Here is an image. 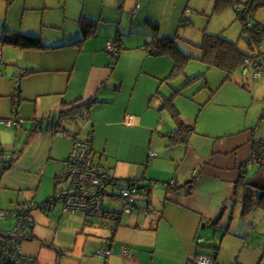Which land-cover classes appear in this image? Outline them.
Wrapping results in <instances>:
<instances>
[{
	"label": "crops",
	"instance_id": "crops-1",
	"mask_svg": "<svg viewBox=\"0 0 264 264\" xmlns=\"http://www.w3.org/2000/svg\"><path fill=\"white\" fill-rule=\"evenodd\" d=\"M189 1L137 0L135 7L131 9L133 12H131L128 11V6H130L129 0H117V3H109V5H106V0H94V15L88 14V12L86 13L87 9H85L83 15L76 22L79 24V20L82 17L97 20V35L89 37L85 41L77 42L82 38V30L79 28L80 31L77 32L76 30L71 35L66 32L63 40L61 39L60 42H53L50 35L55 34L54 31H48L49 35H46L43 29L41 35L34 36L28 33L25 34L39 37L42 45L45 46L44 48H21L11 45L16 49L19 56L16 67L12 69L13 79L18 89L16 99H13L12 102V118L15 119L19 115L20 108L23 105L21 101L28 98L22 95V84L28 93L31 91L30 97L35 100L37 107H39V103L43 99H46L43 100L45 104L50 100L49 106L43 110L46 114L41 117L32 118L35 121L37 118L44 119V117L49 116L47 120H50V130L54 133L49 158L57 160L56 172H61L62 170L64 172L65 162L72 152L76 139L89 140L93 148V159L95 162L105 166L111 176H118V178L124 177V179H138L139 182L146 184L155 181L152 182L153 186L149 188L148 198L152 201L151 193L155 187L160 185L158 183L159 180L152 178L148 182L145 172L143 177L138 178L140 175H137L139 172L133 166L135 161L132 160L128 161L127 166H123L120 174L114 171H112V174L111 168L113 167H110L111 163H104L103 155L98 159L99 143L97 142V132L101 126L114 125L120 126L123 130L127 131L140 128L157 131L161 127L160 118L164 111L163 106L166 97L173 93L174 88L183 86L189 78L201 72L205 73L206 83H203L200 88L209 87L213 94L212 90L214 89L208 84L212 80V76H207V73L217 74V72H212L214 68L208 67L207 65L202 66V68L204 67L203 70H200L192 76H186L181 83L175 84L173 82L178 80V77L173 80H166L174 67L172 54L163 52L159 55H153L149 52L150 48L147 42L153 38L152 21L158 23L162 37L182 38L191 45L194 44L199 47L198 45L202 40L195 42L179 33V27L183 25L181 22L184 16L187 17L185 24L191 23V19L187 15V9L190 8ZM44 2H47V0H44ZM13 3H15V0L11 3L8 2L9 5ZM71 5L75 7L77 0H63L64 9L72 7ZM24 8L23 18H26L28 9L37 11L42 8L41 0L37 2L35 0H27ZM120 9L123 10L126 17H122L123 13ZM45 14V12H42L43 19L41 24L47 25V27L52 29L59 28L61 24L69 27L66 21L57 24L47 23L49 19ZM141 16H144V18L141 19ZM254 19L262 27L264 26V7L257 10ZM135 23L137 25L143 24L145 27L143 31L135 32L139 33L140 37L138 36L133 40L132 38H124L125 36L133 34L132 29ZM4 28V32L6 33L2 35H13L18 32L7 25ZM242 30L243 28L237 39L229 37L225 33V30L221 32H210L213 34H223L225 37L237 42L241 49L251 51L255 56L251 59L250 65L246 64L245 69L239 70L234 74V79L225 80V73L218 68L223 73H218V75L223 76L218 87H223L226 84L240 85L238 80H242L244 87L252 89V100L256 101L264 96V74L260 76L255 74L257 69L264 68V32L260 39L253 43V47L251 48L249 45L251 41H246L244 35H241L243 33ZM116 34H119L117 38ZM241 38L247 43L246 46L241 45ZM110 39H113L120 46V52L117 54L119 55V59L116 62H114L115 59L113 56L117 55H112L106 49V43ZM1 41L3 45H9L2 39ZM177 42L181 43L180 47L183 50L189 49V45L184 44V42L178 40ZM3 52L5 50H1L2 54ZM1 53L0 58L3 61V55ZM113 64L114 68H112ZM20 72L22 75L18 77ZM185 72L187 73V70ZM237 73H241L243 76ZM214 81L217 82V80ZM20 83H22L21 86ZM139 84L142 87L141 100L135 104L133 100L129 99L127 101V98L123 101L122 97L117 107H111L113 99H106L108 98L107 96H126L129 91V96L131 97ZM130 86L132 89H130ZM169 88H171L172 93H169ZM229 88L237 89L233 86ZM106 90H111L110 95L102 96L101 93ZM27 92H24V94L27 95ZM13 93L14 90L12 89L11 95ZM3 94L0 88V97L4 96ZM96 99L97 101L94 103ZM64 101L68 103L77 102L80 106L79 110L81 114L80 116L78 115L82 117L80 124L77 122L78 116L68 120H76V125H73L72 128L65 127L63 124L66 121L59 118L62 108L70 106L63 105ZM260 101H257L256 109L251 110V113L258 112V115L262 114L258 125L254 126L253 122L246 121L245 125L233 131L207 132L203 134V138H200L201 135L196 132L190 137V140L193 141L198 139L197 147L200 151L198 155L199 164L197 167H194L195 176H192V194L186 192V187L174 190L176 186L185 184L187 180L179 182L177 179H171L169 181H163L165 182L167 194V202L163 204L165 210H160L157 213V209L155 208L147 216L139 212L126 215L122 217L117 227H115V223L111 219L104 220L103 222L99 218H93L92 221H100L101 224L107 225L108 231L110 232L108 235L101 233V236H99L102 239L101 245L103 244V247L97 251L99 257L94 258V264H155L158 261L159 263L162 261L164 264H198L195 260L198 254H210L212 252H215V264H264V226L260 228L257 223L252 224V220L255 217L250 216L255 213L253 211L258 210L257 212H260V210L264 209L257 204L253 205V202L250 210L246 211L250 215L243 217L242 215L246 214L243 210L246 201L244 196L247 193L244 192L243 186H236V183L242 179V174L251 177V166L259 162L251 158L253 156L252 152L256 148L255 146L258 145L259 140H264V102L260 104ZM202 102L204 109L207 107L208 100ZM100 106L105 107L104 115H99V112H97ZM43 111L41 110L40 112ZM26 114L30 117L35 116L29 113ZM181 117L184 119V116ZM0 118L9 119V117ZM17 118L19 120L18 123H15L13 126H5L14 129L19 134L18 129L22 118L19 116ZM47 120H43V126ZM168 126L167 130L163 131V133L161 131L165 137H168V134L176 131L178 128L173 117ZM3 132L4 128L0 126V138L3 137ZM31 132L35 133L38 131L31 129ZM171 145L174 146L175 143L172 142ZM0 147L4 150L1 139ZM24 150L25 147H22L20 152L23 153ZM4 152L7 153L5 150ZM152 153L154 152L152 151ZM150 154L151 152L147 156V159H149L148 164L158 156V153H154L156 156L153 157ZM260 167L263 168L260 172H264V165ZM16 168L19 167L16 165ZM21 170L26 173L32 172L30 169ZM35 174H38V171H35ZM57 176L58 173H56ZM172 180H174V183L170 186L169 183ZM28 189L32 188L28 187ZM253 190L254 198H257L258 191L255 188ZM230 200L233 201L229 206ZM228 208L231 213H233L234 209H239L242 214V224L233 230H231L229 225H225L226 222L223 221V215ZM45 210L48 217L53 214L51 212L52 209L46 208ZM35 215L32 213L34 225L30 228L31 233L26 238L27 240H32L35 234ZM62 215H65V213ZM83 215L87 221V216L85 214ZM209 221H211L210 224H212L214 230L202 232L201 230L207 227ZM222 230L224 233L220 237ZM63 232L67 233L66 231L58 230L53 237L54 243L51 242V246H56L58 256H61L64 251L71 252L77 249L80 250V246L77 245L75 240L73 243H66L65 239L62 238ZM40 234L39 236L41 237L42 232ZM72 235L74 234L72 233ZM201 236L204 237V242L199 244L198 237ZM103 248L108 249L110 253L106 256L100 254ZM124 248H127V250L125 251ZM58 250H61V254L58 253ZM37 260L46 263L45 261ZM55 261H58L57 257ZM68 261L69 258L67 257L61 260V263L68 264Z\"/></svg>",
	"mask_w": 264,
	"mask_h": 264
},
{
	"label": "rangeland",
	"instance_id": "rangeland-1",
	"mask_svg": "<svg viewBox=\"0 0 264 264\" xmlns=\"http://www.w3.org/2000/svg\"><path fill=\"white\" fill-rule=\"evenodd\" d=\"M26 1L27 0H15V3L9 5L7 0H0V34L6 33L4 32L5 25L11 27L14 31L28 33L34 36L41 35L44 29L46 35H49L48 31H54L55 34L50 35V37L53 39V42H60L61 39L63 40L66 32L71 35L76 30L77 32L80 31V26L77 24L76 20L83 15L85 9H87L86 13L88 12V14L94 15V0H77V5L75 7L71 5L73 8L68 7V9H64L63 0H47V2L41 0L42 8L37 11L28 9L26 18H23ZM35 1L37 2L39 0ZM243 1L244 0L241 2L234 1L227 6L214 8L215 0H190V8L187 9V15L190 17L191 23L183 24L179 27V33L192 41L198 42L202 40L204 31L221 32L225 30V33L229 37L237 39L243 28V23L241 19L238 18V10L242 8ZM109 3H117V0H106V5H109ZM129 3L130 6H128V11H131V9L135 7L137 0H129ZM42 12H45L46 17L49 19L47 23L57 24L66 21L69 27H65L61 24L59 28L52 29L47 27V25L41 24L43 19ZM121 12L123 13L122 17H126L123 10ZM143 18L144 16H141V19ZM34 23H36V25H34ZM144 28L143 24L137 25V23H135L132 29L133 34L125 36L124 38H132L133 40L138 36L140 37V34L135 32L143 31ZM58 30L59 32H57ZM177 40L189 45V49L192 51H200L199 47L194 44L191 45L182 38H178ZM240 43L242 46L247 45L243 38L240 39ZM1 50H5V52L2 54ZM0 53L3 55V61L2 58H0V88L4 93V96L0 97V117L11 118L12 102L13 99H16V93L18 92L17 85L13 79L12 69L16 67L19 56L14 47L11 45H3L1 39ZM118 56L119 55L113 56L115 59L114 62L117 61ZM205 65L206 64L201 60H190L185 67L187 70L186 75L181 76L173 83H181L186 76H192L200 70H203L204 67L202 68V66ZM211 68H214L212 72H217V74L207 73V76H212V80L208 84H210L214 90L216 89V91L212 94L209 87L200 88L203 83H206V78L203 76L201 79L186 86L182 92L177 94L174 98L175 103L181 111V116H184L187 122L195 125L196 132L201 135L200 138H203V134L207 132L217 133V131L225 132L239 129L242 125H245L246 121L253 122L254 126L258 125L262 114L258 115V112L251 113V110L256 109L257 101L261 100L259 102L260 104L264 102V96L260 99L258 98L259 100L253 101L252 89L244 87L242 85V80H238L240 85L226 84L223 87H218L223 78V76L218 75V73H223L216 67ZM214 80H217V82ZM21 84L22 83H20V86ZM230 86L236 87L237 89H230ZM12 89L14 93L11 95ZM130 89H132L131 86ZM169 89V93H172L171 88ZM110 91L111 90H106L102 92L101 95H110ZM141 91L142 87L141 84H139L131 97L129 96V91L126 96H107L108 98L106 99H113L111 107H117L122 97L123 101L127 98V101L129 99L133 100L135 104L141 100ZM24 92H27V89H24L22 84V95L28 98L21 101L23 105L20 108L19 115H17V117L19 116L22 118V122L18 129L19 134L12 128L0 125L4 128V132L2 133L3 137L0 138L1 143L3 144L4 150L9 153L13 159L12 167L7 169L3 167L4 164L0 160V215L5 211L9 213V210H14L24 205L29 208H35L32 210V213H34V215L36 214L35 234L32 240L24 239L22 241L21 247L24 255L37 258L49 264L57 262L62 264L61 260L67 257L69 258L68 264H79V262H81V264H94V258L99 257L97 251L103 247V244L101 245L102 239L99 236H101V233H104V235L110 233L107 225L101 224L100 221L87 222L81 212L75 215L66 213L62 215L61 202H58L56 207L52 209L51 212H53V214L50 217L46 215V211L38 207V205L49 196L56 194V190L58 191V189L68 187L69 180L60 181L57 188L55 187L57 183L56 173L61 175L63 170L61 172H56L57 160L49 158L50 151L52 150V136H54V133L50 130V120H47L49 116L44 117L43 120L47 121L44 126L42 125L41 131L35 133L31 132L35 124L33 118L41 117L46 114L43 110L49 106L50 100L45 104L43 100L46 99H43L41 103H39V107H37L35 100L30 97L31 91L29 93L27 92V95L24 94ZM207 100V107L203 109L202 101ZM41 110L43 112H40ZM97 112H99V115H104L105 107L100 106ZM26 113L35 116L30 117ZM162 113L160 118L161 130L157 129V131H150L140 128L127 131L123 130L120 126L114 125L101 126L97 132V142L99 143L98 159L103 155L104 163H111L110 167H113L111 168L112 174V171L120 174L123 166H127L128 161L132 160L135 161L133 166L138 169L139 174L137 175H140L138 178L143 177L145 172L148 182H150L152 178L159 180L158 183L160 185L155 187L151 193V204H153L154 210L155 208L157 209V213H159L160 210H165L163 204L167 202L166 187L163 181L177 179L179 182H184L191 179L193 175L195 176L194 167H197L199 164L198 155L200 154L197 147L198 139L195 141L190 140L187 143H177L174 146L171 145V143L168 144L169 138L165 137L162 133L169 127L168 124L171 122L172 117L168 109H164ZM81 118L82 117H79L77 120L79 124ZM63 125L72 128L73 125H76V120L66 121ZM167 145H169V147H167ZM22 147H25L23 153L20 152ZM152 151L158 153V156L155 158L157 161L152 160L150 164H148L149 159H147V156H149V153H152ZM253 158L255 161H262V159L257 156ZM14 159L16 160L14 161ZM16 165L19 168H16ZM260 166L261 165L257 163L253 164L250 168V175L257 183L264 184V172L255 173L259 170ZM21 169H30L32 172L26 173ZM35 171H38V174H35ZM120 180H124V177ZM27 186L32 189H28ZM232 201L233 200H230L229 206ZM105 206L117 210L123 208V204L120 203L119 199L111 196L106 197ZM257 211L258 210L253 211L255 213L252 215H250V213L242 215L241 210L234 209L233 213H231L228 208L223 215L224 219H222L226 222L225 225H229L231 230H233L242 224V216L246 217L250 215L255 217L252 220V224L257 223L259 227L262 228L264 226V210H260V212ZM16 223L17 219L13 217L7 220L0 219V229L7 231L14 228ZM210 223L211 221H209L207 227L203 228L201 231L206 232L214 230ZM58 230L66 231L68 234L63 232L62 238L65 239L66 243H73L75 240L77 245L80 246V250L77 249L71 252L64 251L61 256H58L56 246H51V242L54 243L53 237ZM40 232H42L41 237L39 236ZM72 233L74 235H72ZM223 233L224 231L222 230L220 237ZM94 242L96 245L95 247ZM44 253H46V255H44ZM56 257L58 259L57 262L55 261ZM155 264H164V262L161 261L159 263L158 261Z\"/></svg>",
	"mask_w": 264,
	"mask_h": 264
},
{
	"label": "trees",
	"instance_id": "trees-1",
	"mask_svg": "<svg viewBox=\"0 0 264 264\" xmlns=\"http://www.w3.org/2000/svg\"><path fill=\"white\" fill-rule=\"evenodd\" d=\"M12 1L13 0H8L9 3H11ZM234 1H240L241 2L242 0H215L214 8H220L223 6H227L228 4L233 3ZM242 4H243L242 8L238 10V17L241 19V21L243 23L242 32L244 33L245 31H249L251 34V36H250L251 39H249V41H251V42H249L250 43L249 45L252 48L253 43L258 41V39H260V37L262 36V34L264 32V26L262 27L259 24V22L255 21V19H254L257 10L264 7V0H244L242 2ZM186 20H187V17L184 16L181 24H185V22H187ZM79 25H80V28L82 30V38L77 42L85 41L87 38L93 37V36L97 35V33H98V21L97 20L82 17L79 20ZM151 27H152V31H153V38L151 39V41L147 42L149 44L148 47L150 48L149 52L153 55H159L163 52L171 53L173 58H174V67L172 69V72L166 78V80H173L177 77L179 78L182 75H184L186 73L185 67L188 64V62L192 59H199V60L203 61L204 63H206V65L208 67H217V68L221 69L226 75L225 80H230L232 78L234 79V74L239 70L245 69L248 60H251V59H253V57H255L251 53V51H246V50L241 49L238 46L237 42L225 37L223 34H220V33L213 34L210 32H204L203 37H202V41L198 45L200 52H201L199 54V52L192 51L191 49L183 50L180 47L181 43L177 42L176 37H164V36L162 37L160 35V28H159V25L157 22L152 21ZM243 33L241 34L242 36H243ZM119 34H116V38H117V35H119ZM0 39H2L5 43H7L9 45L18 46L21 48H44L45 47L44 45H42L41 39L39 37L30 36V35H27V34L22 33V32H16L13 35H2L1 34ZM117 60H118V57H117ZM112 68H114V65H112ZM202 76L205 77V73L201 72V73L197 74L196 76L189 78L183 86H179V87L174 88L173 93L170 96H167L165 99L166 101H165V104L163 106V109H168L170 111V113L173 117V120L178 125L177 126L178 128L176 131L167 135L169 138V144L172 142L175 144L176 143H182V142L187 143L190 140V137L194 133H196L194 125L187 123L181 117L180 111L174 102V98L177 94L181 93L182 90L186 86H188L189 83H192L198 79H201ZM212 91H213V93L215 92L214 90H212ZM96 101H97V99L94 100V103ZM63 105H70V106L62 108V110L60 111L59 118H61V120L68 121V120H70V118H73V117L76 118L78 115L80 116V114H81V111L79 110L80 106L78 105L77 102L68 103V102L64 101ZM9 119L5 118L4 120H9ZM0 120H1V118H0ZM42 122H43V118H37L35 120L34 126L32 127V130L33 131H40L41 127H42ZM0 125H4V124L0 123ZM87 141L91 145L90 154L92 156V152H93L92 144L89 140H87ZM255 147L256 148L252 152L253 156L251 159L254 160V158H253L254 156L260 157L262 159V161H259L258 164L264 165V140L263 139L259 140L258 145ZM3 151L4 150L0 147V160L4 164V168L7 169V168L12 167V157L8 153H5V152L3 153ZM68 159L66 160L65 164L67 163ZM94 162H95V160H94ZM95 163H97V162H95ZM262 170H263V168L260 167L259 171H257L256 173H260V171H262ZM113 179L114 180H120L122 178L113 177ZM65 180L67 181L69 179L67 177H64V176L61 177L60 175H58L57 176V183H56L55 187L57 188V185L60 181H65ZM126 180L127 181H129V180L136 181V183L138 184L139 192L142 195V201H143L142 206L147 205V203H149V204L152 203L151 200L148 198L149 192H150L149 188H151L153 186L152 182L146 184L144 182L143 183L139 182L138 179H124V181H126ZM173 183H174V180H172V182L169 183L170 186H172ZM192 185H193V179L191 178V179L187 180L185 182V184L176 186V188H174V190H179L182 187H186V192L188 194H192V189H193ZM69 186H70V180H69ZM69 186L58 189V191L56 190V194L52 195L50 198L46 199L45 201H43L41 204L38 205L39 209L44 210V211H46L45 210L46 208L54 209L56 207L57 203L60 202V201H57V194L64 191L65 189H68ZM108 186L109 187H108V195L107 196L115 197V194H114L115 192L114 193L111 192L113 187H110V186H112V185L110 184ZM236 186H243L244 192L247 193L244 196L246 201H245V207H244L243 212L246 213V211H249L250 207H252L253 202H254L253 205L257 204L258 206H261L264 209V184H261L259 182L257 183L256 181H254L252 176L248 177L247 175L242 174V179L236 183ZM253 188H255V190L258 191L257 198H254ZM106 197H105V199H106ZM54 203H55V205H52V207L48 206V204H54ZM34 209L35 208H29V207L24 205L22 207H18L16 209H14V210H9V213H7L5 211L3 213V215L0 216V219L7 220L8 218L13 217V218H16L17 222H18V220L20 218L19 216H21L23 214V212H25V211H26L27 216H24V220H27L28 217L33 219L32 210H34ZM62 211H63V213L71 214L69 212L64 211L63 204H62ZM153 211H154V209L146 211V210H144L143 207L142 208L137 207V208H135V210L132 213H126L124 211V206L121 210L108 208L105 206V200H104V205H103L102 209L100 210V212L98 211L95 214H92V216H91L92 218H90L88 215H86L87 216L86 218H87V222H91L93 220V218H99L103 222H104V220L111 219V221L115 223V227H117V225L120 224L122 217H124L126 215H130V214L139 212L140 214H144L147 216V215L151 214ZM14 213H16L15 216H13ZM77 213H75V214H77ZM75 214H73V215H75ZM33 225H34V219H33L32 224L29 226V229L27 231L28 236L31 233L30 228H32ZM114 230H115V228H114ZM7 231L0 230V244L3 243L2 239H4V234ZM21 250H22V247H21ZM58 253L61 254V250H58ZM24 256H27V255H24ZM27 257H29V256H27Z\"/></svg>",
	"mask_w": 264,
	"mask_h": 264
},
{
	"label": "built area",
	"instance_id": "built-area-1",
	"mask_svg": "<svg viewBox=\"0 0 264 264\" xmlns=\"http://www.w3.org/2000/svg\"><path fill=\"white\" fill-rule=\"evenodd\" d=\"M244 36L247 40L250 39L249 32H245ZM106 49L112 55H117L120 52L118 43L113 39L107 41ZM255 74L257 76L264 74V68L257 69ZM21 75L20 72L18 77ZM18 122L17 117L15 119L0 120V123L6 126H12ZM90 149L91 145L87 140L76 139L74 141L65 171L61 175V177L64 176L70 180V186L57 194V201L62 202L64 211L71 214L82 212L89 217L98 211L100 212L105 197L108 195V185L110 184L112 185L110 187H113L111 192H115V197L123 204L126 213H132L137 207H143L146 211L153 209L152 204L149 203L142 206V195L136 181L114 180L105 166L94 162ZM150 155L152 157L156 156L154 153ZM52 205H55V203L48 204L49 207H52ZM15 215L16 213L13 214V216ZM24 216H27L26 211L19 216L20 218L15 227L4 234L3 243L0 244V264H47L23 255L21 250L22 241L28 237L27 231L33 221L30 217L24 220ZM198 242L199 244L203 243L204 237H198ZM124 250L126 251L127 248H124ZM109 253L110 251L106 248L100 251V254L104 256ZM215 259V252H212L210 254L200 253L195 260L198 264H215Z\"/></svg>",
	"mask_w": 264,
	"mask_h": 264
},
{
	"label": "clouds",
	"instance_id": "clouds-1",
	"mask_svg": "<svg viewBox=\"0 0 264 264\" xmlns=\"http://www.w3.org/2000/svg\"><path fill=\"white\" fill-rule=\"evenodd\" d=\"M245 32H249V31H245ZM245 32L243 33V35L245 34ZM249 34H250V32H249ZM244 38H245V36H244ZM246 39V38H245ZM249 40V39H248ZM247 39H246V41H248ZM251 64V60H248V62H247V65H250Z\"/></svg>",
	"mask_w": 264,
	"mask_h": 264
},
{
	"label": "water",
	"instance_id": "water-1",
	"mask_svg": "<svg viewBox=\"0 0 264 264\" xmlns=\"http://www.w3.org/2000/svg\"><path fill=\"white\" fill-rule=\"evenodd\" d=\"M203 226H204V224H203Z\"/></svg>",
	"mask_w": 264,
	"mask_h": 264
}]
</instances>
